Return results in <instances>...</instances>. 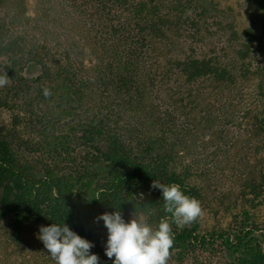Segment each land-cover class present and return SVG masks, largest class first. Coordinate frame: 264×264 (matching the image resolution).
I'll return each instance as SVG.
<instances>
[{
    "label": "trees",
    "instance_id": "obj_1",
    "mask_svg": "<svg viewBox=\"0 0 264 264\" xmlns=\"http://www.w3.org/2000/svg\"><path fill=\"white\" fill-rule=\"evenodd\" d=\"M8 2L23 7L0 0V107L33 144L0 136V264H54L39 227L63 222L111 264L94 218L155 225L152 180L200 203L199 184H246L244 222L218 237L227 264H264V0H37L32 18ZM198 227L173 224L170 255L205 245Z\"/></svg>",
    "mask_w": 264,
    "mask_h": 264
},
{
    "label": "clouds",
    "instance_id": "obj_2",
    "mask_svg": "<svg viewBox=\"0 0 264 264\" xmlns=\"http://www.w3.org/2000/svg\"><path fill=\"white\" fill-rule=\"evenodd\" d=\"M7 82V78L0 77V87ZM43 94L48 96L49 90L44 89ZM151 187L160 190L166 214L155 225L135 211L126 222L121 211L114 207L111 213L105 212L94 218L103 221L107 230L104 254L111 259V264H169L175 239L172 225L182 227L202 215L200 201L185 194L180 185L152 180ZM38 239L54 264H99L98 255L90 252L94 244L64 222L40 226Z\"/></svg>",
    "mask_w": 264,
    "mask_h": 264
},
{
    "label": "rangeland",
    "instance_id": "obj_3",
    "mask_svg": "<svg viewBox=\"0 0 264 264\" xmlns=\"http://www.w3.org/2000/svg\"><path fill=\"white\" fill-rule=\"evenodd\" d=\"M37 0H23V7L19 8L8 2V11L19 13L25 11L28 17H33ZM7 10V9H6ZM6 10H2L3 14ZM13 113L6 107H0V136L11 140L12 134L17 133L22 142L33 144V136L26 135L23 124L24 119L14 121ZM14 139V138H13ZM230 175V173H229ZM231 176V175H230ZM202 196V215L199 217L197 235L204 236L205 245L201 241L193 240L192 245L185 250H177L170 255L169 264H227L237 260L238 254H234L224 243L229 234L238 232L239 220L236 216L237 206L241 202V190L246 184H221L219 180H212L207 184H199ZM257 224L264 223V210L259 211ZM245 219V218H244ZM239 222V223H240ZM218 236H224V239ZM9 249L8 251H10ZM14 252V250H13ZM15 259L16 252H8ZM11 259L10 262H13Z\"/></svg>",
    "mask_w": 264,
    "mask_h": 264
}]
</instances>
